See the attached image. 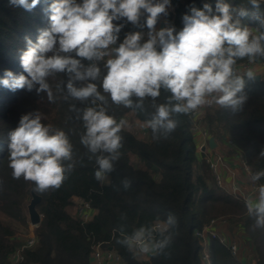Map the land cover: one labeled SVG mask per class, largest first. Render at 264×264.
<instances>
[{"label":"clouds","instance_id":"9594fccd","mask_svg":"<svg viewBox=\"0 0 264 264\" xmlns=\"http://www.w3.org/2000/svg\"><path fill=\"white\" fill-rule=\"evenodd\" d=\"M9 3L32 12L41 0ZM249 4L251 12L225 0H217L215 9L209 3L202 9L192 6L177 31L174 26L156 28L170 0H53L43 9L47 27L39 30L35 42L24 37L26 48L20 52L19 62L26 75L5 70L0 85L13 92L46 93L48 102L53 103L56 97L49 78L66 75L67 80H61L56 89L65 100L85 105H72L71 111L82 121L85 132L80 143L91 153L89 159L95 157L94 178L103 184L120 159V133L127 125L126 120L117 121L108 113L109 98L113 104L133 110H143L145 100L150 99L154 113L145 123L154 139L167 138L175 131L177 114L188 115L212 104L233 112L243 110L248 100L246 79L254 80L257 75L251 68L238 74L237 61L247 58L255 63L257 57H264V31L254 34L241 23L240 18L248 17L258 22V29H264L261 0H249ZM122 20L148 31L128 32L118 43L125 23L114 22ZM162 90L169 95L165 102L157 103ZM8 140L13 179L33 182L36 192L59 189L74 168V163H66L73 161L74 155L69 137L42 123L40 112L22 115ZM262 177L264 170L253 174L251 180ZM131 184L128 177L121 180L125 190ZM245 206L255 218L254 228H264V185L259 186L257 198L247 199ZM177 226V218L169 214L154 226L135 228L117 243L134 255H166Z\"/></svg>","mask_w":264,"mask_h":264},{"label":"trees","instance_id":"16d2710c","mask_svg":"<svg viewBox=\"0 0 264 264\" xmlns=\"http://www.w3.org/2000/svg\"><path fill=\"white\" fill-rule=\"evenodd\" d=\"M52 2L41 0L32 12H27L10 6L9 0H0V78H3L5 70L15 75H26L19 62V54L26 48L24 37L36 41L39 30L48 25L43 9ZM216 2L170 0L171 9H166L165 16L169 26L179 31L183 27L182 17L190 13L192 6L202 9L204 3H209L215 9ZM225 2L253 11L249 0ZM259 11L264 15V0H261ZM240 19L243 25L254 28L257 34L264 31L258 29V22L248 17ZM140 23H144V17H141ZM135 31L146 34L148 30L125 23L118 43L122 42L126 33ZM247 60L237 61L238 74L245 73L239 71L238 65ZM259 61L264 63V57H257L255 63ZM61 80L66 81V75L56 74L49 78L56 97L53 103L48 102L46 93L37 94L35 90L13 92L0 85L1 213L20 223L28 222V198L35 184L23 177L13 179L12 169L8 166V133L18 126L22 115L42 113V123L63 130L73 145L74 153L73 161L66 162L74 163V168L62 186L37 192L42 196L38 205L42 214V221L36 229L38 242L25 248L23 260L17 264H91L93 246L98 243L113 247L125 264H202L198 231L218 218H225L244 230L254 247L256 260L253 263L240 262L228 247L213 239L210 244L212 264H264V228H254L255 218L248 215L246 200L220 186L205 156L198 154L193 113L175 115L178 122L175 131L167 138L154 139L145 123L154 113L150 99L145 100L143 110H133L117 106L109 98L108 113L117 121L130 118L144 123L146 137H138L127 126L122 129L120 159L115 163L109 180L101 184L94 178L97 168L95 157L89 159L91 153L80 143L85 132L82 121L77 120L76 114L71 111L72 105L81 108L85 105L63 98V94L56 89ZM97 84L99 86L100 82L97 81ZM244 92L248 100L242 111L233 112L215 104L205 110L202 121L210 135L228 136L242 150L253 175L264 170V155H261L264 152V78L246 79ZM168 95L162 90L157 103L165 102ZM134 156L141 161L139 165L133 163ZM125 177L132 180L127 190L121 185ZM257 182L264 185V177ZM75 197L88 201L96 209L92 219L84 222L77 212L70 210L75 204ZM169 214L177 218L178 226L173 230L174 239L166 249V255L152 254L150 258L140 260L117 243L135 228L154 226L156 222L166 220ZM14 235L15 228L0 217V264H11L10 256L20 245Z\"/></svg>","mask_w":264,"mask_h":264},{"label":"built area","instance_id":"2783aa9c","mask_svg":"<svg viewBox=\"0 0 264 264\" xmlns=\"http://www.w3.org/2000/svg\"><path fill=\"white\" fill-rule=\"evenodd\" d=\"M255 63H250L249 60L242 62L238 65V69L241 72H246L249 68H253ZM194 115V124L193 131L195 133L196 139L199 140V148L201 151H204V147L208 145V139L210 137V132L208 128L203 123V116L201 115V109L193 112ZM205 152V151H204ZM207 162L209 163L213 173L215 174L217 183L224 188V180L221 175V166H222V158L218 155L204 153ZM243 154V153H242ZM243 170L250 178V183L253 190H258L260 184L251 180L252 170L250 165L244 160L242 162ZM230 192L240 198L246 200L244 196L239 195V189L237 186H233ZM76 212L79 218L87 222L92 219L93 210H95L92 205L81 198L76 202ZM226 223L225 218H218L212 220L208 225H206L203 229L198 231V236L200 238L201 244V260L202 264H212V258L210 254V244L211 240L215 239L219 243L225 245L229 248L231 254L234 257H238V253L241 247V242L239 239L230 238L225 233L218 231L216 227H214L217 223ZM157 223V222H156ZM155 223V224H156ZM38 242L37 235H33L25 244H21L16 248V250L11 254L10 261L11 264H17L23 260V251L25 248L33 247ZM152 253L148 254H138L135 255L140 260H146L150 258ZM91 264H125L122 256L115 250L113 247L107 246V244L98 243L93 246V252L91 254Z\"/></svg>","mask_w":264,"mask_h":264},{"label":"crops","instance_id":"0c3cea01","mask_svg":"<svg viewBox=\"0 0 264 264\" xmlns=\"http://www.w3.org/2000/svg\"><path fill=\"white\" fill-rule=\"evenodd\" d=\"M171 9V8H169ZM252 28V27H250ZM254 34H257L254 28ZM256 75H260L261 78H264V63L256 62L252 68ZM215 105V104H212ZM210 105V106H212ZM209 106L204 107L201 109V115H204L205 110ZM131 120L130 118L127 122ZM132 121V120H131ZM138 123L141 128L143 129L142 133L144 134V123L133 121ZM145 135V134H144ZM145 136L141 138H145ZM217 146L214 149H211L208 145L204 147V151H201L198 147V154L200 156H205L204 153L218 155L222 158V166H221V175L224 180V188L230 192L233 186H237L239 189V195L244 196V198L253 199L255 200L258 196V190H253L250 178L243 170L242 162H243V152L240 148H238L235 144H233L228 136H218L215 137ZM197 145L199 146L200 142L196 139ZM208 143V142H207ZM137 159L139 165L141 161ZM79 200L78 197L74 198V202ZM93 215L96 213V209L93 210ZM214 227L218 229V231L225 233L230 238L239 239L241 242V247L238 253L237 259L240 262L248 263L250 262V256L255 252L252 243L250 242L248 236L245 234L244 230L235 224H232L230 221L226 220V223H217Z\"/></svg>","mask_w":264,"mask_h":264},{"label":"rangeland","instance_id":"374dc122","mask_svg":"<svg viewBox=\"0 0 264 264\" xmlns=\"http://www.w3.org/2000/svg\"><path fill=\"white\" fill-rule=\"evenodd\" d=\"M171 8L170 6L168 7V9ZM130 130L134 131L136 133V135L138 137H143L145 136V132L144 134L142 133L143 129L141 128V126L138 124V123H135L131 120H129L127 122V125H126ZM132 161L135 165L138 164L137 162V159L134 157H132ZM31 200V197L28 198V204ZM77 204H74L70 210L73 212V213H76V206ZM0 217L5 220L7 223L11 224L14 228H15V239L18 240V242H20V245L21 244H25L27 243V241L33 236V235H37L36 233V229H37V226L36 225H32L30 220H29V215H28V211H27V217H28V222L27 224H24V223H20L19 221H16L6 215H4L3 213L0 212ZM19 245V246H20ZM250 262L248 263H253L255 260H256V252H254L250 257Z\"/></svg>","mask_w":264,"mask_h":264},{"label":"water","instance_id":"95a60500","mask_svg":"<svg viewBox=\"0 0 264 264\" xmlns=\"http://www.w3.org/2000/svg\"><path fill=\"white\" fill-rule=\"evenodd\" d=\"M167 26H169L168 20L165 14H162L160 21L158 25L156 26V28L157 30H159L160 28L167 27ZM255 79L260 80L261 76L257 75ZM208 146L211 149H214L217 146L215 136L210 135L208 139ZM41 201H42V196L38 194L37 192H35L34 190H31V200L29 204L27 205V209H28L29 220L32 225L38 226L40 222L42 221V214L38 210V205L41 203Z\"/></svg>","mask_w":264,"mask_h":264}]
</instances>
